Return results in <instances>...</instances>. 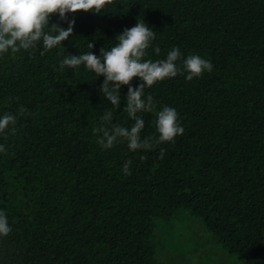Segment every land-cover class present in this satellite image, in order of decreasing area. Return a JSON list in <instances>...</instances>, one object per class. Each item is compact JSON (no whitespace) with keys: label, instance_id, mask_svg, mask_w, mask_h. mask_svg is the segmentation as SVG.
<instances>
[{"label":"trees","instance_id":"1","mask_svg":"<svg viewBox=\"0 0 264 264\" xmlns=\"http://www.w3.org/2000/svg\"><path fill=\"white\" fill-rule=\"evenodd\" d=\"M68 17L73 34L44 55L38 45L0 57V116H18L16 134L0 135V209L12 229L0 236V264H264V0H112ZM138 18L155 31L145 59L179 47L214 69L145 87L157 112L179 113L175 142L103 150L92 129L105 110L134 123L123 110L128 86L113 106L103 75L61 71L60 60L88 42L99 56ZM50 22L68 26L58 14ZM137 115L141 137L157 136L155 112Z\"/></svg>","mask_w":264,"mask_h":264},{"label":"clouds","instance_id":"2","mask_svg":"<svg viewBox=\"0 0 264 264\" xmlns=\"http://www.w3.org/2000/svg\"><path fill=\"white\" fill-rule=\"evenodd\" d=\"M111 2L112 0H0V57L9 52L14 55L21 50H35L38 45H42L40 54L44 55L73 34L76 21L69 19L68 13L83 10L98 14ZM52 14H58L59 20L65 21L68 26L65 28L59 22H50ZM115 39L118 43L110 50L101 48L99 56L91 51L95 44L88 42V52L80 55L69 54L60 60L61 71L66 68L78 70L84 65L97 77L103 75L105 78L100 85V92L113 106H120L121 87L128 86L123 110L134 123L130 128L113 123V113L105 110L100 117L101 123L92 129L97 138L96 143L103 150L112 149L119 143H126L130 151H149L162 143L175 142V138L185 132L179 113L168 105H164L162 110L157 112L153 97L148 95L146 99L144 98V89L177 75L190 82L205 72H212L214 69L212 61L198 54H190L184 58L179 47L172 48L166 59L155 61L145 59L147 49L155 39V31L140 18L134 26L125 28ZM154 51L159 55V46H156ZM134 77L141 80L138 86L131 83ZM141 112H155L157 136L141 137V132L145 128V120L137 115ZM18 113L21 116L32 115L25 106H20ZM17 119L18 116L11 112H5L0 116V135L5 140L9 132L12 135L16 134ZM0 153H8L5 143H0ZM164 154L165 149L161 148L159 154L161 159ZM146 158L140 157L141 160ZM131 163V160H128L123 164L122 172L125 176L132 174ZM11 231L7 213L0 209V236H7Z\"/></svg>","mask_w":264,"mask_h":264},{"label":"rangeland","instance_id":"3","mask_svg":"<svg viewBox=\"0 0 264 264\" xmlns=\"http://www.w3.org/2000/svg\"><path fill=\"white\" fill-rule=\"evenodd\" d=\"M209 237V236H208ZM210 238V237H209ZM216 258V257H215Z\"/></svg>","mask_w":264,"mask_h":264}]
</instances>
